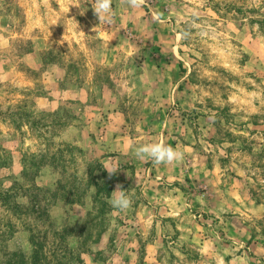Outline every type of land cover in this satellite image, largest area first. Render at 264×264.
Segmentation results:
<instances>
[{
    "label": "rangeland",
    "instance_id": "374dc122",
    "mask_svg": "<svg viewBox=\"0 0 264 264\" xmlns=\"http://www.w3.org/2000/svg\"><path fill=\"white\" fill-rule=\"evenodd\" d=\"M94 3L0 0V264H264V0Z\"/></svg>",
    "mask_w": 264,
    "mask_h": 264
},
{
    "label": "clouds",
    "instance_id": "9594fccd",
    "mask_svg": "<svg viewBox=\"0 0 264 264\" xmlns=\"http://www.w3.org/2000/svg\"><path fill=\"white\" fill-rule=\"evenodd\" d=\"M125 3L132 8H139L143 6L145 0H125ZM93 10L99 23L106 24L112 22V0H95ZM134 155L140 160H144L146 158L151 159L155 164H170L182 161L184 158V152L182 150H178L163 141L141 144L134 149ZM117 170L118 169L115 167L107 169L110 176ZM109 203L114 209L123 211L131 206L132 200L118 184L116 189L113 191V195L109 200Z\"/></svg>",
    "mask_w": 264,
    "mask_h": 264
},
{
    "label": "trees",
    "instance_id": "16d2710c",
    "mask_svg": "<svg viewBox=\"0 0 264 264\" xmlns=\"http://www.w3.org/2000/svg\"><path fill=\"white\" fill-rule=\"evenodd\" d=\"M26 264H27V263H26ZM32 264H34V260H33Z\"/></svg>",
    "mask_w": 264,
    "mask_h": 264
}]
</instances>
